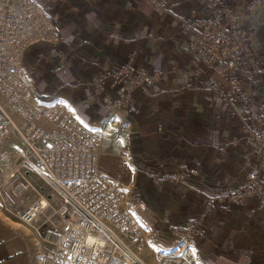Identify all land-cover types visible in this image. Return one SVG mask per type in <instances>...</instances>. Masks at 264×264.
Listing matches in <instances>:
<instances>
[{
	"label": "crops",
	"instance_id": "1",
	"mask_svg": "<svg viewBox=\"0 0 264 264\" xmlns=\"http://www.w3.org/2000/svg\"><path fill=\"white\" fill-rule=\"evenodd\" d=\"M36 1L60 27L57 41H40L24 55L37 100L101 129L110 113L102 98L118 99L121 83L106 77L102 95L95 80L131 55L136 70L152 76L134 89L129 107L116 110V123L105 125L100 167L109 175L128 171L130 192L159 215L161 264H264V203L217 201L259 164L248 139L264 128V14L238 17L247 29L244 48L217 80L215 67L198 64L188 50L199 20L214 17L210 0ZM186 21L195 26L184 28ZM208 198L215 202L207 206ZM189 218L199 232L176 255L174 229ZM40 234L56 235L0 211V264H44L50 252Z\"/></svg>",
	"mask_w": 264,
	"mask_h": 264
},
{
	"label": "built area",
	"instance_id": "2",
	"mask_svg": "<svg viewBox=\"0 0 264 264\" xmlns=\"http://www.w3.org/2000/svg\"><path fill=\"white\" fill-rule=\"evenodd\" d=\"M213 6L214 17L198 23L189 48L201 59L220 65L217 74L225 77L247 34L238 27L237 18L264 12V0H245L237 7L217 1ZM184 26L194 27L195 22L186 21ZM59 31L55 16L38 1L0 0V148L17 130L37 159L30 170L52 189L24 207L7 209L36 229L46 224L56 232L57 238L50 240L52 255L45 264H135L137 254L132 246L143 245L148 233L150 237L152 214L129 188L102 171L101 135L107 123H116V110L130 106L134 89L152 76L137 71L131 55L120 70L107 71L95 80L102 95L106 77H113V85L121 83L118 99L105 94L102 98L110 116L99 130L60 108L39 103L24 68V55L40 41H57ZM40 121L48 125L41 126ZM249 140L260 156L259 167L233 197L241 200L258 194L264 199V129L253 130ZM23 163L19 166L27 167ZM26 187L44 189L29 179Z\"/></svg>",
	"mask_w": 264,
	"mask_h": 264
},
{
	"label": "rangeland",
	"instance_id": "3",
	"mask_svg": "<svg viewBox=\"0 0 264 264\" xmlns=\"http://www.w3.org/2000/svg\"><path fill=\"white\" fill-rule=\"evenodd\" d=\"M149 1H151V0H149ZM210 1H211V5H214L217 1L219 2V0H210ZM151 2H153V1H151ZM221 5H223V4H221ZM261 13L264 14L263 11ZM214 15H215V12H214ZM246 16H249V15H246ZM246 16H244V17H246ZM208 19H212V18H208ZM202 20H207V19H201V20H199V22ZM237 25L240 29L247 30V29H244L243 27L240 26V24L238 22V18H237ZM190 27H192V26H190ZM184 28H187V27L184 26ZM245 39H246V36H245ZM245 39H244V42H245ZM243 48H244V45H243L242 49ZM242 49L237 53L236 57L234 58V60L232 62L233 67H234L235 61H236L239 53L242 51ZM188 50L190 51L189 42H188ZM194 55L196 56V62L198 64H200L201 62H205L207 64L214 66L215 67L214 73L217 74V70L220 69V65L209 63L206 60L201 59L200 55L198 53H196ZM233 67L226 74V76H228V74L231 73ZM200 69L201 68L199 66H197V70L200 71ZM213 76L215 77V75L214 74L211 75L214 84L219 83V81L214 79ZM219 77L223 78V76L217 75L218 80H219ZM37 102H39V103L41 102L43 104L45 103V102H42L39 100H37ZM45 104H47V103H45ZM109 116H110V113H109ZM18 122L22 123L21 120H18ZM107 124H109V123H107ZM39 125L47 126L48 123H45V121H40ZM109 125H113V123L112 124L110 123ZM257 128H262V127L258 126ZM93 129H96V128H93ZM110 129H111V127L109 128V130ZM255 129H253V130H255ZM262 129H264V128H262ZM96 130H99V129H96ZM252 131H250V133ZM106 132H107V130L102 132V135H101L102 141H103V135ZM249 143H250V140H249ZM102 144L104 146L103 142H102ZM250 146H251V144H250ZM252 149L254 151L253 147H252ZM256 155L258 156L257 153H256ZM258 157H259V163H260V156H258ZM125 161L126 162H124V160H122V163L124 164V166L127 167L128 166L127 165V159H125ZM22 163L26 164L27 167L26 166H22V167L19 166ZM36 165H37V159L31 155L30 151L28 150L26 141L19 135L18 131L14 129L11 136L7 139V141L0 148V186H1L0 190L2 191V194H0V211H3L5 213L15 217L12 213H10V211L7 208H9L11 206L24 207V206L30 204L31 202H33L34 200H36L39 197L40 193L46 194V193L52 192V189L50 188L49 185H47V183L43 180V178L40 175H38V174H36L30 170V169H33ZM19 167H21V168L19 170H17ZM258 167H259V164L257 165L255 170H257ZM12 174H14V176H12ZM127 175H128V171L124 172L122 176L121 175H113V174L110 176H112L114 179H118L124 186H126V188H129V190H130V189H132L131 188L132 186L129 183V178ZM248 178H249V175L247 176V179L245 180V184H247ZM26 179H29L30 181H32L36 187H38V188L43 187L44 189L37 191L36 189L26 187ZM245 184L238 187L237 189H232V190L228 191L226 196L218 197L217 201H222V200L226 199L230 202L245 203V201H247L248 199L255 197V198L259 199L261 201V203H264V199L259 197L258 194H252L251 196H248V197L241 199V200L238 198H234L233 194L236 191L244 188L246 186ZM132 194H134V196H136V197H139V195L134 193L133 190H132ZM142 202L146 205V203L143 200H142ZM214 202H215V200L213 198H208L207 206L211 205ZM147 208L151 211V214H152V219H153V220H151V225H153L152 226V233H151L150 237H149V233H148V237L144 241L143 245L140 244V245L132 246V248L134 249V251L137 254L135 257V264H161L164 257H166V253H164L162 250H160V248H158L159 245H158V242L156 240V238L160 234V227H161L160 217L149 206H147ZM16 219H18V218H16ZM56 220L59 221V217L56 218ZM21 222H23V221H21ZM27 225H29V224H27ZM29 226L33 227L32 225H29ZM44 227H46V224L43 225L42 227H40L39 229H36L35 227H33V228L36 231L41 233L42 228H44ZM174 232L178 235V238H179L178 243H177V245H179V247H176L174 249V252L178 251V253L176 255H180L186 250L187 244L194 242L196 235L198 234L199 230H198V227L196 226V222L194 221V219L189 218L185 222V224L180 225L179 227H175ZM54 233L56 234L55 231H54ZM56 238H57V235H55V237L53 239H56ZM53 239L46 238L45 236L41 235V242L43 243L44 249H47L50 252V254L46 256L45 263L47 261V258H49L52 255L53 246H52V242H50V240H53Z\"/></svg>",
	"mask_w": 264,
	"mask_h": 264
}]
</instances>
